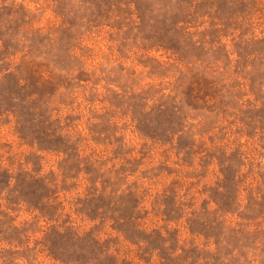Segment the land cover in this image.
I'll use <instances>...</instances> for the list:
<instances>
[{
    "label": "rangeland",
    "instance_id": "374dc122",
    "mask_svg": "<svg viewBox=\"0 0 264 264\" xmlns=\"http://www.w3.org/2000/svg\"><path fill=\"white\" fill-rule=\"evenodd\" d=\"M0 264H264V0H0Z\"/></svg>",
    "mask_w": 264,
    "mask_h": 264
}]
</instances>
